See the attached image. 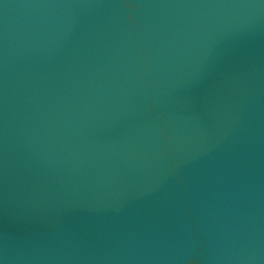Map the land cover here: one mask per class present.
<instances>
[{
	"label": "water",
	"instance_id": "obj_1",
	"mask_svg": "<svg viewBox=\"0 0 264 264\" xmlns=\"http://www.w3.org/2000/svg\"><path fill=\"white\" fill-rule=\"evenodd\" d=\"M0 264H264V0H0Z\"/></svg>",
	"mask_w": 264,
	"mask_h": 264
}]
</instances>
